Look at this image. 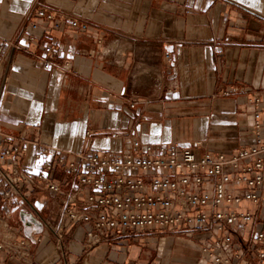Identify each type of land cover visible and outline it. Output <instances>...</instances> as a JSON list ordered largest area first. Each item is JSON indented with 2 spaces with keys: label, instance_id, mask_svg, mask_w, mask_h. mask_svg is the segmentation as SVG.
Wrapping results in <instances>:
<instances>
[{
  "label": "crops",
  "instance_id": "0c3cea01",
  "mask_svg": "<svg viewBox=\"0 0 264 264\" xmlns=\"http://www.w3.org/2000/svg\"><path fill=\"white\" fill-rule=\"evenodd\" d=\"M37 8L62 28L36 18L38 41L0 57V128L29 144L27 165L44 148L122 154L139 140L235 153L251 143L249 98L260 94L264 106V0H0V41L14 40ZM76 19L89 30L73 28ZM49 45L60 52L45 69ZM76 187L30 192L6 212L20 223L12 242L30 239L37 263L56 262L61 231L69 264H197L200 239L189 234H140L87 254L83 227L60 220V200ZM252 242L242 256L258 264ZM0 264L30 263L0 252Z\"/></svg>",
  "mask_w": 264,
  "mask_h": 264
},
{
  "label": "built area",
  "instance_id": "2783aa9c",
  "mask_svg": "<svg viewBox=\"0 0 264 264\" xmlns=\"http://www.w3.org/2000/svg\"><path fill=\"white\" fill-rule=\"evenodd\" d=\"M36 18L63 26L61 20L43 8L34 9L14 40L0 41V57L9 48H24L37 42L30 29ZM73 28L89 30L79 19ZM30 28V29H29ZM58 47H45L43 67H52ZM69 56L73 53L68 52ZM170 59V56H167ZM253 106V139L235 153L200 152L178 145L143 144L130 141L128 152L81 153L67 156L44 148L33 154L38 166L27 165L29 144L21 146L0 128V252L9 260L35 261L30 239L12 242L13 230L6 212L24 204L28 193L59 194L71 182L60 200V220L67 229L82 226L83 250L87 254L106 242H117L140 234L194 235L200 239L197 264H247L243 243H256L258 264L264 261V106L260 94L249 98ZM134 107V106H132ZM23 168L27 171L23 172ZM57 173H64L60 184ZM46 226L49 224L45 223ZM251 232V241L244 230ZM58 258L54 264H69L65 238L56 233ZM40 243L42 240L39 241ZM252 242V243H253Z\"/></svg>",
  "mask_w": 264,
  "mask_h": 264
},
{
  "label": "rangeland",
  "instance_id": "374dc122",
  "mask_svg": "<svg viewBox=\"0 0 264 264\" xmlns=\"http://www.w3.org/2000/svg\"><path fill=\"white\" fill-rule=\"evenodd\" d=\"M10 226H11V227L14 226V227H16V229H17V226L20 227V223H19L18 219H17L16 221H14V224H12V225H10Z\"/></svg>",
  "mask_w": 264,
  "mask_h": 264
}]
</instances>
